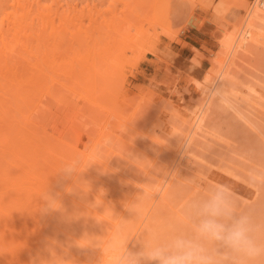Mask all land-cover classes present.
Wrapping results in <instances>:
<instances>
[{
	"label": "rangeland",
	"instance_id": "obj_1",
	"mask_svg": "<svg viewBox=\"0 0 264 264\" xmlns=\"http://www.w3.org/2000/svg\"><path fill=\"white\" fill-rule=\"evenodd\" d=\"M242 1L248 6L253 0H183L179 5L173 29L168 32H163L161 23L156 20V0L141 2L131 11L129 9L133 5L130 0H100L97 8L100 7L101 10L99 20L103 21L98 29H94L96 24L90 21L87 13L84 15L86 18L83 16L77 19H81V22L76 20L78 23L74 24L76 21L73 20L69 27L68 55L71 58L74 51L79 52L85 46L95 43L101 48L102 52L98 56L90 55L91 63L95 62L96 66H90L89 73L91 79L98 83V87L104 89L102 100L108 112L95 109L88 99L87 105L90 110L94 108V112L89 109L87 112L86 104L87 108L82 105L83 110L79 112L78 103L81 106V100L86 98L82 99L71 90L65 95L70 98V102L65 101L67 103L64 107L61 105L62 112L56 109L59 105L56 104V108L51 106V118L55 121L53 123L52 119L48 118L50 121H45L44 126L49 130L54 126V134L62 127L57 135L68 126L78 128L73 121L75 113H70L69 110L74 112L77 107L75 111L82 113L80 115L84 118V113H88L84 120L83 116L81 119L78 114L74 117L76 123L78 119L82 120V124L87 120L89 125L82 126L79 123V126H82L80 147H85L82 148L84 151L78 154L73 166L76 170L79 164L88 158V172L80 175L82 186L75 185L72 188L71 196L78 202L66 198L56 208L55 221L60 230L53 228L51 235L64 250L51 247L44 252L42 258H36L33 264H103L99 252L108 253L107 259L111 257L109 254H112L115 259L118 253L123 251L134 222L140 217L144 204L151 199L150 193L156 189L160 178L165 175L173 160L167 147H152L150 138L156 133L167 146L172 147L177 145L183 132L190 130L187 121L201 102L202 96L195 90L194 83L189 81V78L196 76V79L202 80L207 74L219 70L221 64L217 60L223 54L221 50L224 48L220 49V45L222 46L224 38L232 34L239 37V19L242 18L243 9L237 5ZM60 2H66L70 7L74 3L80 8L82 4L86 5L85 0ZM257 19L256 25H251L247 30L249 34L245 36V44L240 51L243 59H238L236 66L231 62L227 63L233 68L224 85L229 100L213 97L201 128L192 130L193 136L185 166L177 170L169 183L167 195L164 198L160 195L156 197L144 223V235L149 229L163 228L170 219L178 217L183 201L195 196L209 184L227 186L242 204H250L257 212L264 213V11L257 15ZM80 27L87 32L79 35L77 30ZM154 38L158 43L153 50L162 59L147 53L150 44L155 41ZM163 59H169L168 63ZM165 64L169 67L166 68ZM187 66H192V69ZM188 69L192 75L186 72ZM173 86L177 87L174 91L170 89ZM75 94L77 99L72 97ZM51 101L50 104L56 103ZM72 102H76L73 107ZM68 106L69 108H66ZM53 111L60 112L56 114ZM89 115H96L97 120ZM128 121L142 128L153 122L159 124L161 129L152 132L153 134L150 132L147 137L150 141L146 140L147 138L142 140L137 133L127 128L129 126L126 127L132 124ZM90 123L94 124L92 128ZM85 125L91 130L87 127L84 129ZM68 133L75 134L73 128H70ZM101 133L107 138L102 146H98L95 143L96 137ZM123 133L125 137L127 135L131 138L134 144H124L119 140L118 135ZM71 136L74 140L75 135ZM85 136L93 138L83 140ZM93 147H96V159L105 158L111 154L109 152L113 154V151H116L110 155L111 166L123 170L129 181L102 167L92 156H86ZM71 176L65 179L66 184ZM102 181L111 187L107 203L93 196ZM133 182L140 184L138 190ZM89 209L94 210L96 214L89 212ZM110 221L117 226L113 227ZM78 258L83 261H78ZM107 261L109 263L105 264L111 263L110 259Z\"/></svg>",
	"mask_w": 264,
	"mask_h": 264
},
{
	"label": "bare ground",
	"instance_id": "obj_2",
	"mask_svg": "<svg viewBox=\"0 0 264 264\" xmlns=\"http://www.w3.org/2000/svg\"><path fill=\"white\" fill-rule=\"evenodd\" d=\"M86 1L87 0H85V3ZM182 1L183 0H156L154 6L156 10V20L161 23L163 32H168L173 29L172 26L178 17L177 12ZM66 2L63 4L60 0H0V264H33L36 258H42L44 252L51 247L64 250V247L59 246L51 235L53 228L59 229V224L55 221L57 213L56 208L62 203L61 201L66 198H69L72 202H78L71 196L72 188H74L73 186L75 185H77V187L82 186L79 178L82 173L88 172L86 165L87 161H89L88 158H85L72 174L63 172L67 166H74V163L78 159V154L84 151L82 148L85 147H80L79 140L82 138L81 127L87 124V120L82 124V120L80 121L77 118L80 121L78 122L77 120V124L76 118L74 119V117H76V114H82L79 113L83 108L82 105L85 106L86 104L88 107L85 106L87 112L90 110L87 105V101L89 100L93 103L95 109L98 108L100 111L108 112L107 106L103 102L104 89L98 87V83L91 79L89 73L90 66H96L95 62L91 63L90 55L93 54L98 56L102 52L101 48L95 43L92 46H85L79 52L74 51V55L71 58L68 55L70 51L69 27L72 25L71 23L73 20L75 22L87 13L90 21L96 24L94 29H98L99 25L102 24L103 19L102 21L99 20L101 17V10L99 9L100 7L97 8V3L100 2V0H98V2L92 0L91 2L93 3L88 0L86 5L82 4L81 8L77 7L78 5H75V3L70 7V4H65ZM113 2H111V6ZM130 2L133 5L129 9L131 11L136 8V6H139L141 2H146V0H130ZM246 5L243 1L237 5L244 10H242V18L240 16L241 19H239L241 21L238 34L239 37H234L233 34V36H227V34H229L227 33V38L224 36L225 38L222 42V46L220 45V49H224L221 50L223 51V54H221L222 56L217 60L221 64L219 70L209 75L207 74L201 80V78L196 79V76L191 78L190 75L192 74L189 73V69H192V66H187L189 69L186 72L190 74L188 75L190 77L189 81L194 83L195 90L201 94L202 100L198 103L194 113L189 116L190 119L187 123L190 130L182 133V137L177 145L172 147L167 146L163 142L161 136H157L156 133L153 134L161 129V126L157 123L151 122L152 124L149 123L142 128L128 121L132 124H128L126 127L129 126L127 128L137 133L142 140L149 137L150 132H153L152 134L154 136L150 138L153 144L152 147L156 145L167 147L173 156V160L168 166L165 175L160 178L156 189L154 188L150 193L151 199L147 204H144L140 217L134 222L133 229L127 235L124 247L126 245L129 246L133 240L137 241L143 238L142 236H144L143 232L145 230L144 223L146 222L147 215L153 207L156 197L160 195L161 198H164V196L167 195L169 183L174 178L177 170L185 166L193 136L192 130L194 128L197 130L201 128L203 121L208 115L207 108L212 103L213 97H218L226 101L229 100L224 85L229 76L228 74H230V70H233V68L227 63L230 64L231 62L236 66V64H238V59H243L240 55V51L244 47L245 36L247 37L249 34L247 30L251 25H256V21L258 20L257 15H261V12L264 11V0H253L250 5ZM150 15L153 16L152 14ZM80 20L77 21L79 22ZM77 21L74 24L78 23ZM104 21H106V19ZM154 22L151 24L153 25ZM225 23L227 22L225 21ZM79 26L81 25L79 24ZM225 27L224 29H226ZM234 30L236 36V29L234 28ZM77 32L79 35H82L85 34L87 30H83L80 27ZM157 43L158 41L155 39V41L150 44L151 47L147 53H151L162 59L160 55L153 50ZM193 48H195V46H193ZM163 55L164 54H162V56ZM165 57L163 58L165 59ZM168 60L169 59L166 61L164 60L166 64ZM166 64L165 67H169ZM162 67H164V65ZM179 75L178 77L180 79ZM176 88L177 87L174 86L173 88L170 87V89H173L172 91L176 90ZM69 90L79 94L80 96H78L82 99L86 98L81 100V106H79L78 103L77 107L80 108L77 110L79 112L75 111L77 107L74 112L69 110L70 113H75L73 121L76 123H74L75 126L78 125V128L66 126L69 129L73 128L75 134H71L73 136L75 135L73 137L74 140L71 138L70 132L68 133L69 129L67 131V128H65L66 130L63 129L67 132L63 131L61 134L57 135L61 132L60 130L62 127L59 128L57 134H54V126L52 130L44 126L45 121L48 122L51 119L53 123L55 121H53L54 118H51V106L56 108L57 104L59 106H57L56 109H60L61 111V107L63 105L65 106V103H67L65 101L70 100L69 97L65 96ZM72 97H76V94ZM75 99H77V97ZM51 100L56 101V103H53L55 106L49 103L52 102ZM72 103L74 105L71 106H75L76 102ZM66 108H69V106ZM93 109L90 111L92 112ZM65 110L63 111L65 112ZM87 114L88 113H84L85 118L82 115L83 120L87 118ZM82 116L80 115L78 117L82 119ZM90 117H92V115ZM95 117L97 116L95 115L92 118L96 119ZM101 117L103 116H100L102 120ZM48 118L51 119L49 120ZM92 118H90V120ZM101 120L100 122L102 123ZM60 123H62V121ZM79 123L82 124V126H79ZM92 123H90L92 125H90L91 128L95 124ZM63 124L65 123L63 122ZM103 124L105 123L103 122ZM87 125H89V122ZM56 126L57 125H55V128ZM86 127L85 125L84 129L88 128ZM103 127L104 126H102V128ZM84 131L85 130H83V132ZM88 135H90V133ZM103 135L104 134L101 133L99 137L97 136L98 139L96 137L95 143L97 145H103L105 138H107V136L104 137ZM119 135L118 139L123 141L124 144H134L131 138L130 140L127 135L126 137L124 136V133L121 136ZM68 136H70L69 139L67 138ZM85 137L83 140L93 138V136L89 138L88 136ZM146 140H149V138ZM83 142L85 143L86 141ZM109 153L112 154V152ZM115 153L116 151H113V154ZM111 154L105 158L96 159V147H93L92 150L87 152L86 156H92L102 167L114 172L119 178L129 181L123 170H117L111 166ZM70 175L72 176L66 184L65 179ZM133 183L136 186V190H138L140 184L136 182ZM110 190V185L102 181L93 192V196L99 201L107 203ZM89 212L96 214L92 209H89ZM110 223L113 227L117 226L113 221H110ZM121 253H118L115 259L112 258V254H109L111 257L107 259L108 253L104 254L99 252V257L103 260V264H105V262L109 263L107 261L109 259L111 262L110 264H118ZM78 261L82 262L83 260L78 258Z\"/></svg>",
	"mask_w": 264,
	"mask_h": 264
},
{
	"label": "clouds",
	"instance_id": "obj_3",
	"mask_svg": "<svg viewBox=\"0 0 264 264\" xmlns=\"http://www.w3.org/2000/svg\"><path fill=\"white\" fill-rule=\"evenodd\" d=\"M118 264H264V213L209 184L183 201L178 217L126 245Z\"/></svg>",
	"mask_w": 264,
	"mask_h": 264
}]
</instances>
